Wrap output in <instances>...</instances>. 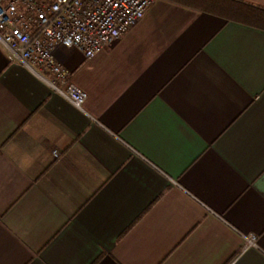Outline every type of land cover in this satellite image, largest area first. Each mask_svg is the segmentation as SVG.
<instances>
[{
    "label": "crops",
    "instance_id": "crops-1",
    "mask_svg": "<svg viewBox=\"0 0 264 264\" xmlns=\"http://www.w3.org/2000/svg\"><path fill=\"white\" fill-rule=\"evenodd\" d=\"M55 56L84 111L0 43V264H264L263 29L153 0Z\"/></svg>",
    "mask_w": 264,
    "mask_h": 264
},
{
    "label": "built area",
    "instance_id": "built-area-1",
    "mask_svg": "<svg viewBox=\"0 0 264 264\" xmlns=\"http://www.w3.org/2000/svg\"><path fill=\"white\" fill-rule=\"evenodd\" d=\"M152 3L153 0H0V43L30 70L50 75V87L84 111L88 95L70 82V72L58 62L55 51L76 49L86 60H92L133 27ZM58 156L54 152V157ZM247 240L254 245L256 236Z\"/></svg>",
    "mask_w": 264,
    "mask_h": 264
},
{
    "label": "trees",
    "instance_id": "trees-1",
    "mask_svg": "<svg viewBox=\"0 0 264 264\" xmlns=\"http://www.w3.org/2000/svg\"><path fill=\"white\" fill-rule=\"evenodd\" d=\"M194 11L210 14L225 21H235L264 30V9L243 1L230 0H164Z\"/></svg>",
    "mask_w": 264,
    "mask_h": 264
}]
</instances>
